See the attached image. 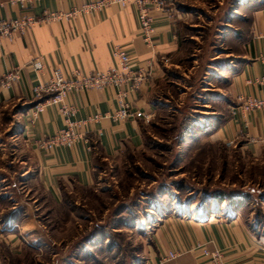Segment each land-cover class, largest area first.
I'll return each instance as SVG.
<instances>
[{"label":"crops","instance_id":"obj_1","mask_svg":"<svg viewBox=\"0 0 264 264\" xmlns=\"http://www.w3.org/2000/svg\"><path fill=\"white\" fill-rule=\"evenodd\" d=\"M89 1L34 0L25 9L3 4L0 20L67 11ZM217 5L213 17L208 16L215 29L209 44L213 54L202 76L206 80L202 100L206 115H199L191 133L197 142L236 147L240 153L259 159L264 156V120L258 110L242 112L237 97L264 98V60L259 59L264 53V0H220ZM204 6V0H177L169 12H153L152 46L138 33L132 5H110L74 20L37 25L11 42H0V79L19 68L18 79L0 88V264L4 251L18 254L24 246L35 250L45 234L41 230L45 226L13 196L15 178L26 185L36 181L52 207H60L65 192L93 184L98 156L112 160L126 147L142 145L144 120H113L110 115L116 109V90L108 86L68 94L64 103L76 106L75 120L93 115L99 118L77 128L79 137L71 148H40L38 142L60 130L63 119L57 107H47L30 120L35 103L32 87L46 82L53 69L89 74L115 67L111 46L116 44L126 49L133 70L150 65L148 77L137 91H129L128 84L122 89L128 90L127 100L134 110L155 114L162 105V83L193 74L196 66L184 68L180 55L187 41L185 30L204 16ZM36 57L44 63L40 72L29 65ZM208 69L213 71L207 73ZM195 205L181 207L186 216L168 215L154 226L143 264H211L195 248L197 244L210 252L220 251L225 264H264V234L253 230L243 208L207 201ZM15 210H21L20 214L9 217ZM169 251L182 254L159 263Z\"/></svg>","mask_w":264,"mask_h":264},{"label":"rangeland","instance_id":"obj_2","mask_svg":"<svg viewBox=\"0 0 264 264\" xmlns=\"http://www.w3.org/2000/svg\"><path fill=\"white\" fill-rule=\"evenodd\" d=\"M204 1V16L185 30L180 55L184 68L196 66L193 74L159 87L162 105L142 124L140 147H126L112 160L98 156L93 184L65 192L62 207H52L36 181L26 185L15 178L13 196L45 234L35 250L4 251L2 264H143L154 226L168 215L186 216L182 206L204 201L243 208L264 234V156L197 142L191 133L199 115H206L202 76L215 29L208 16L220 0Z\"/></svg>","mask_w":264,"mask_h":264},{"label":"built area","instance_id":"obj_3","mask_svg":"<svg viewBox=\"0 0 264 264\" xmlns=\"http://www.w3.org/2000/svg\"><path fill=\"white\" fill-rule=\"evenodd\" d=\"M34 0H5L0 2V6L7 4L17 6L20 9L27 8ZM177 0H91L79 6H73L67 11L43 12L39 16L23 15L17 18L0 20V42L7 40L13 41L16 35H23L32 27L37 25H50L53 22L70 21L80 16L93 14L110 5H117L120 8L129 5L134 6L136 11V20L138 24V33L145 44L152 46L153 39V12L167 13L170 7L174 6ZM111 56L115 61V67L105 72H91L89 74H79L78 72L63 73L59 69H53L50 72L46 82H37L31 89L32 98L35 103L30 109V120H35L38 115L47 107H57L58 112L63 119V127L40 140L38 145L44 150H52L56 147L71 148L79 137L77 128L89 121L99 118L98 115L88 116L84 120H75L76 106L66 105L64 100L68 94L88 89H100L104 87H113L116 90L115 102L116 109L110 115L115 121H124L133 118H141L147 121L151 114L134 110L127 100L128 90L122 89V86L129 85V91H137L143 81L148 77L150 65L147 68L138 67L132 69L130 56L122 46L113 44L111 46ZM260 60H264V53L259 55ZM167 63L168 59L163 58ZM34 72H40L44 68L41 57H36L29 62ZM19 77V68L8 71L0 79V88L7 87L16 81ZM264 81V78H262ZM237 100L242 112L258 110L264 120V98L239 95ZM195 248L201 250L204 256H207L211 264H225L220 251H208L204 246L197 244ZM182 254L181 251H169L159 259V263L173 260Z\"/></svg>","mask_w":264,"mask_h":264},{"label":"trees","instance_id":"obj_4","mask_svg":"<svg viewBox=\"0 0 264 264\" xmlns=\"http://www.w3.org/2000/svg\"><path fill=\"white\" fill-rule=\"evenodd\" d=\"M234 150L239 152V150H238L236 147L234 148ZM62 206H63V202H62L61 207H62ZM20 211H21V210H19V212L15 210V211H13V212H9L8 215H9V217L14 218V217H17V215L20 214ZM253 230L256 231V232H258V229H257V228H256V229H253ZM258 233H259V232H258Z\"/></svg>","mask_w":264,"mask_h":264}]
</instances>
